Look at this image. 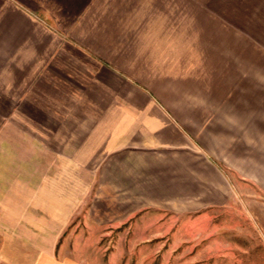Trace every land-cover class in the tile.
<instances>
[{"label":"crops","instance_id":"1","mask_svg":"<svg viewBox=\"0 0 264 264\" xmlns=\"http://www.w3.org/2000/svg\"><path fill=\"white\" fill-rule=\"evenodd\" d=\"M239 1L0 0L1 132L22 170L264 218V0Z\"/></svg>","mask_w":264,"mask_h":264},{"label":"rangeland","instance_id":"2","mask_svg":"<svg viewBox=\"0 0 264 264\" xmlns=\"http://www.w3.org/2000/svg\"><path fill=\"white\" fill-rule=\"evenodd\" d=\"M1 125L0 264H264V218L85 197L62 177L50 187L22 170L15 133Z\"/></svg>","mask_w":264,"mask_h":264}]
</instances>
